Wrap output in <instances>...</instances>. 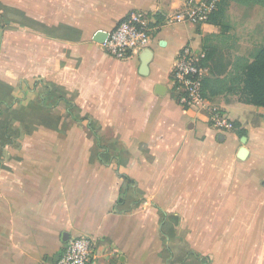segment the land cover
Here are the masks:
<instances>
[{"label": "crops", "instance_id": "0c3cea01", "mask_svg": "<svg viewBox=\"0 0 264 264\" xmlns=\"http://www.w3.org/2000/svg\"><path fill=\"white\" fill-rule=\"evenodd\" d=\"M184 2L0 0V264L78 236L89 264H264L263 109L215 96L237 123L218 132L176 102L177 53L221 32L166 22ZM133 9L159 24L145 71L100 47Z\"/></svg>", "mask_w": 264, "mask_h": 264}, {"label": "built area", "instance_id": "2783aa9c", "mask_svg": "<svg viewBox=\"0 0 264 264\" xmlns=\"http://www.w3.org/2000/svg\"><path fill=\"white\" fill-rule=\"evenodd\" d=\"M218 0H185L168 16L166 22L201 24L217 8ZM159 24L147 11L133 9L108 32L100 44L111 58L128 60L148 47ZM203 50L195 52L188 44L177 53L172 67V84L176 102L183 110L199 106L208 111L209 125L218 132L233 128L232 121L215 104H210L201 92V78L206 74L202 64ZM93 256V241L85 236L70 238L64 245L56 264H89Z\"/></svg>", "mask_w": 264, "mask_h": 264}, {"label": "trees", "instance_id": "16d2710c", "mask_svg": "<svg viewBox=\"0 0 264 264\" xmlns=\"http://www.w3.org/2000/svg\"><path fill=\"white\" fill-rule=\"evenodd\" d=\"M229 1L241 5L258 4L264 6V0H218L217 8L210 14L207 22L219 26L221 32L228 30V26L222 18L225 16ZM202 50L205 54L202 64L208 67L207 73L201 78L203 97L212 100L220 94L237 95L238 101L261 107L263 112L259 114V117L264 122V43L252 57L237 54L230 60L225 59L223 62L214 60V49L207 51L203 47ZM232 123L233 127L237 126L236 122ZM238 134L244 135L245 130H238Z\"/></svg>", "mask_w": 264, "mask_h": 264}, {"label": "rangeland", "instance_id": "374dc122", "mask_svg": "<svg viewBox=\"0 0 264 264\" xmlns=\"http://www.w3.org/2000/svg\"><path fill=\"white\" fill-rule=\"evenodd\" d=\"M222 19L227 24L228 30L217 35L205 36L202 48L207 51L214 49L216 62L230 60L237 54L252 57L264 43V6L241 5L229 1ZM232 99L238 100V96L225 94L224 101L229 103ZM252 120V123H257L262 119L259 114L254 113Z\"/></svg>", "mask_w": 264, "mask_h": 264}, {"label": "water", "instance_id": "95a60500", "mask_svg": "<svg viewBox=\"0 0 264 264\" xmlns=\"http://www.w3.org/2000/svg\"><path fill=\"white\" fill-rule=\"evenodd\" d=\"M99 35H101V33H99ZM103 35H106L107 36V34L105 33V34H103ZM100 39V38H99ZM150 52V50L148 49V48H146V49H144V52H143V55H142V62H141V70L143 71H145V69L147 68L146 66H147V63H148V57H149V53ZM245 135H242L241 136V141L242 142H245ZM247 154V150L245 149V147L244 146H241L239 149H238V152H237V156H238V158H240V159H243L244 157H245V155Z\"/></svg>", "mask_w": 264, "mask_h": 264}]
</instances>
